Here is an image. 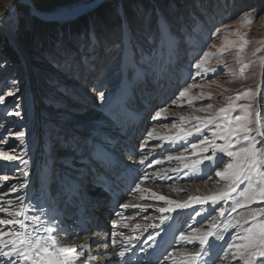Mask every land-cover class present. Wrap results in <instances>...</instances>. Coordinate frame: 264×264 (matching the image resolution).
Segmentation results:
<instances>
[{
  "label": "rangeland",
  "instance_id": "374dc122",
  "mask_svg": "<svg viewBox=\"0 0 264 264\" xmlns=\"http://www.w3.org/2000/svg\"><path fill=\"white\" fill-rule=\"evenodd\" d=\"M19 1L0 0V18L11 10L16 11L14 23L15 33L17 34V40L13 43L0 32V96L4 99V103H0V126L2 127H0V157L4 154L16 157L13 160H5L7 164L0 160V179L4 178L5 173H7V177H19V184L24 183V178L27 176L23 178L22 174L25 172L23 173L21 169L13 164L23 158L22 152H29L35 145H37L38 150L34 152L39 155L43 151L44 159L47 155L46 152H49V157L58 155L59 159H62L65 155L68 156L67 154L70 153L67 160L75 164L86 158V155L81 154L82 149L84 152L85 144L82 143L85 142L86 137H94L96 142L104 143L105 141L106 143V138H110L118 130L117 124L120 123V118L123 119L125 116H119L121 114L119 105L115 104L118 108L115 105L113 108L111 106L112 113L118 114V118L112 123L113 128L106 130L103 129L105 126H98L97 129L101 131L97 137L94 132L96 127L89 126L90 128H87L86 122L82 121L86 116H81L84 112L75 111V106L80 102L84 103V105H81L85 108L94 107L97 104L101 108L96 107L94 111L104 117L108 114V110L105 111L108 107L107 103L113 104L115 97L121 95V81L123 79L121 76H125L129 80L126 87L132 89L133 93L134 89H138L137 98H135L136 96L131 97V105L127 101L124 102L129 105L131 112L145 110L134 106L144 107L145 104L141 101L145 100L146 102L150 97V99H153V101H149L153 102L150 104L151 106L147 111L145 110L144 119H146L145 122L147 121L148 126L144 128L140 135V146L143 144L146 145L145 147L152 145L147 141L148 138H152L148 136V133L151 132L150 130L160 127L159 124L161 128L163 126L164 129L167 128L176 133L181 129H195L198 125L202 131L200 133L195 132L192 135L189 140L190 144L198 143L204 136L209 139L212 138L214 124L205 127L203 123L196 119L182 121L175 116L177 111H172V108H170L172 102L183 101H175L178 92L183 90L187 84L194 82L198 83L205 93L202 100L195 102L188 108L206 107L211 104L212 108L203 111L201 114V117L206 118V120L219 116V109L226 108L234 102L237 107L235 111L229 113L230 117L238 114L243 115L241 109L250 106L254 109L252 119L255 120L257 114L261 113L264 122V97L259 98L258 95V85L261 82L264 70V65H262V58H264V0H99L102 3L95 8L77 17H74L76 14H73L70 19L66 18L60 22L53 17L58 11L63 9L72 11L77 7L79 9L86 7L81 11L83 12L89 8L94 0ZM29 4L33 6L34 10L30 8ZM37 11L50 13V15L44 19L41 16L42 14H38ZM245 13L249 15H243ZM249 16L258 19L251 25H247L245 20ZM118 20L121 21V27H118ZM218 29L220 33L216 35ZM237 32L244 35L249 42L244 52L240 54L242 63L248 65L243 76L240 73L242 64L237 63V49L233 48L231 44L232 41L239 40L236 35ZM182 39H186V41ZM212 45H215V47H212ZM222 47H228L231 50L224 54L222 61L218 62L215 58H212L206 65V67L214 68L217 71L208 73L207 77H196L193 81L190 77L194 76L197 71L194 64L202 52H216ZM257 49H260V51H257ZM125 50H127V56L132 63H130V68H127L128 70L125 69V72H121ZM190 52L192 56H190ZM166 59L169 61H166ZM25 65H29L31 77ZM175 65L176 69L173 70L174 74H172L175 75L176 80L172 78L171 81L173 82L170 81L172 86L171 83L169 84L170 87L175 88L171 91L170 97L167 96L165 106L159 107L160 109L162 107L169 108L164 115L166 114L170 118L168 121L160 123L159 119L154 118L155 113L159 111L155 106L158 105V98L163 96L160 88L164 86H161L162 83L154 81V78L157 73L164 77L168 75L173 77L168 68H173ZM225 65H227L226 69ZM32 79L35 81L34 86L30 84ZM77 81L79 86L75 85ZM156 83L157 85H155ZM247 89H252L255 95L254 100L245 97H241L238 101L235 100L238 93H243ZM191 90L193 91V89ZM9 92L13 94L8 95ZM101 92L104 94L103 100L99 99V93ZM158 92L162 94L159 97ZM207 96H211V99L205 98ZM32 97L36 99L34 103L36 110L42 114L39 119H35L30 115ZM228 97H232V100L230 101ZM180 109L179 111H182L187 107ZM15 113H19V115H15ZM173 114L175 117L172 116ZM78 120V124H75ZM90 120L92 119L90 118ZM114 122L117 123L114 125ZM254 128L255 130L251 135L259 141L257 129L255 126ZM19 133H23V136H19ZM61 134L66 135L67 141L65 140V144L68 145L65 147L57 144V142H63L59 140ZM18 140L24 142L17 145ZM216 143L223 144L224 141L217 139ZM73 144L76 145V148L71 149V147H74ZM177 144L176 142L170 143L171 147L178 148L170 154L181 156L184 153L183 147L181 145L177 146ZM62 147L67 149V154L60 153ZM197 149L199 150V147ZM73 150L77 151L76 155L73 154ZM159 154L160 152L155 157L158 158ZM138 155L139 157L142 156L141 154ZM217 157H223L225 161L229 160L222 153H218ZM151 159L154 160L155 158ZM189 161L185 164H191ZM10 163L11 165H8ZM209 164L211 162L205 160L204 165H201V168L203 170L205 168L207 171L204 179L194 180L192 178L193 180L187 181V183L193 185L206 181L214 187L226 185L224 181L215 175L214 170L206 167ZM183 165V163L175 164L172 161L171 165L167 166L170 169L166 168L161 173L169 174L172 169H176V171H173L174 175L183 176L184 172L185 174L190 172L189 168H184ZM220 167L222 168L223 165ZM51 172L53 179H49L50 186H52V180L62 177V174L59 175L60 172L58 171ZM209 173H211V179L208 178ZM139 178L141 179L140 175ZM86 179H83L80 183L83 185ZM172 181H176V178H173ZM5 182L7 181L4 179L0 183L4 184ZM56 183V186H58V182ZM61 185L64 187L62 183ZM11 186L7 183L6 189L0 191V195L1 192L2 194L12 192ZM240 187L243 188L244 185ZM82 189L87 194L91 193L88 184H84ZM17 191H19L18 188L13 191V194ZM182 194L184 192L180 195ZM20 195L18 197H25V194L20 193ZM14 197L12 198L16 200V196ZM130 198L136 200L137 196L133 192L127 200L130 201ZM232 198L228 203L223 202V205L220 206L225 209V217L228 220L237 217L238 213L242 211L247 212V208L230 212L231 203L239 197L237 193H232ZM162 205L160 204V206ZM199 206L198 209L194 208L191 212L193 216L195 211L202 212V205ZM261 206L264 205L259 203L250 205L252 208ZM16 209H18V206H13L12 213L16 212ZM209 213H207L203 223L197 226L201 231L208 229L206 225L209 223ZM158 215H154V218H157ZM211 215L217 216V221L223 220V217H219L218 212L212 211ZM3 216L9 219L6 213L1 212L0 219L4 218ZM148 216H151V214ZM17 219L19 218L17 217ZM0 229L16 231L19 230V227L9 225L0 226ZM232 231L235 233L237 229L233 228ZM190 232L189 234H191ZM116 236L110 235L112 240H115ZM4 239L7 240L8 237L5 236ZM198 247L199 245L196 243L193 250ZM219 262L223 263V260H217L216 264Z\"/></svg>",
  "mask_w": 264,
  "mask_h": 264
},
{
  "label": "bare ground",
  "instance_id": "6f19581e",
  "mask_svg": "<svg viewBox=\"0 0 264 264\" xmlns=\"http://www.w3.org/2000/svg\"><path fill=\"white\" fill-rule=\"evenodd\" d=\"M27 1L33 2V0H27ZM85 8L86 7H83V9ZM83 9L82 8L79 9L78 7L77 9L72 11L63 9L55 13V16L53 15V17H55V19H57V21L60 22L63 21V19L65 20L66 18L70 19V17L73 14H77L78 12H81ZM15 16H16V11L11 10L9 13H7L6 15L0 18V32L6 35L8 39L13 43L15 42V40H17V34L15 33V23H14ZM190 56H192V54H190ZM130 63L132 62L129 61V58L127 56V50H125L124 58L122 60L121 72H125L124 71L125 69L130 68ZM25 68L27 69V72L30 76L31 73L29 71L30 70L29 65L27 66L25 65ZM138 74L141 75L140 73ZM121 77L123 78V79L121 78L122 79L121 95L115 97V101L112 102L113 104L107 103L108 107L105 109V111L108 110V114L104 115V117L102 114H99L96 111H94V108L96 107L101 108V106H98L96 104V106L94 107L90 106L85 108L84 106H82L84 105V103L81 102L79 104L76 103L77 106H75L76 108L75 111H79L80 113L84 112V114L81 116L83 117L86 116L85 119L82 121L86 122L87 128H90L91 126L93 127L105 126L106 128L104 127L103 129L106 130L107 129L110 130L111 128H113L112 123L113 121H115L116 118H118V114L112 113V108L116 103L119 105L121 109V114H119V116L125 115L128 117L129 113L131 112L128 104L131 105V97H135V96L133 94V90L129 89V87H126L127 86L126 84L129 82V80H127L125 76H121ZM30 84L31 86L32 85L34 86L35 81L32 79V81H30ZM169 84H170L169 82L164 83V86L167 87L163 91H161L163 93V96L159 97V95L162 94L161 93L159 94L160 91L158 92L157 95L159 97L158 99L160 102L158 101V106L156 109L160 110L159 107L165 106V104L167 103L166 99L169 97L168 95H170L171 93L169 89ZM75 85L79 86L78 81L75 82ZM204 93L205 91L200 87L193 88V91L191 90L189 92V96L192 97V104L198 102L199 100H202ZM258 95L259 98L264 97V70H263V76L261 82L258 85ZM151 96L152 98L154 97L153 94ZM87 98L85 99L87 100ZM150 98L148 99V101L150 100L153 101V99ZM32 100H31L32 108L30 110V115L33 116L35 119H39L42 117V114L35 108L34 103L36 99L32 97ZM126 101L128 103V104L126 103L127 105L124 103ZM115 107L118 108L117 105H115ZM182 107L184 109L185 107H187V109L179 111V109ZM188 107H190V105L187 102V98L183 99V101L172 102L170 104V108H172L171 110L177 111L175 116H177L178 118H180L181 116L185 117L183 121H186L188 119L195 120L193 119L194 117H201V114L203 112L197 111V109L203 108L202 106H197L192 109ZM141 108L143 109V107ZM145 110L147 111V109ZM138 113L141 114L140 111H138ZM164 113L165 112L162 113V117H167V119L160 118L159 119L160 123H163L164 121H168L170 118L166 114L164 115ZM172 116H174V114ZM90 118L92 120H90ZM259 119H260V124L254 126L256 127L257 131H263L264 122L261 113H259ZM145 120L146 119H143L142 117H140V119L137 120L138 126L135 127L134 136L140 134L141 126H144V124L147 122V121L145 122ZM201 120H206V118L201 117ZM78 122L79 120L75 122V124L76 123L78 124ZM115 123L117 122H114V125ZM121 126L122 125H119L118 129H120ZM159 126L160 127L153 129L154 135L152 136V138L147 139L149 143H152V145L150 144L149 147L148 145L147 147H145L146 145L144 144L142 146H138L139 141L138 140L136 141V145H137L136 152H138L142 156L139 157L138 155L136 159H131V161L128 162V165L134 167L135 168L134 171H136L138 175H140L141 179L138 182V184L140 185L141 189H144V191L140 192L135 190L134 195L137 196L136 200L130 198L131 199L130 201L126 199L121 203V204H129V208L125 209L120 206L121 211L120 213H118L119 215L117 214L114 216L110 215V219H109L110 226L107 229H105L104 232L81 234L78 231L79 227L74 223V218L71 219V213H75L78 216L83 215V213H85L84 208L86 209L87 212V207L89 206L90 199L95 194L92 195L91 198H88L87 193H85V190L82 189L83 185L80 183L83 180L84 175L87 174L86 172L87 164L84 162V159H81L78 163L75 164L69 162L67 159H69L68 156H70V153L68 154L66 153L67 149L64 148L65 146L61 148L60 153H66L68 156L64 154L65 156L64 157L62 156L63 157L62 159L53 161L54 170L55 169L58 170L60 172L59 175L62 174L63 177L62 179V177L60 176L61 179L58 180V187H62L61 183L63 185H68V188L62 190L61 194H63V197H61L60 194L56 193L55 190L56 186L52 187L48 183L50 177L48 173L49 168H51L52 171L53 167H50V160L48 158L47 159L43 158V154H42L43 151L39 155L35 153L38 150L37 145H35V147H32V149L29 152L27 151L22 152L23 158L20 161H16V162L14 161L15 163L13 164L18 169H21L23 173L24 172L28 173L27 177L25 178H24L25 175L22 174L25 182L19 184L20 181L19 177L18 178L8 177V179L6 180L7 182H5L4 184L0 183V189H1L0 191L6 189L7 183L9 186L12 185L11 186L12 192L8 194L6 193L2 194L1 192L0 206L3 205V207L8 208L9 212L13 211V206H18V209H16V211L23 209L24 216L18 218L27 225V231L33 237L37 235L40 236L48 235L43 231L44 226L54 225L58 229V231L53 232L51 235L55 237L57 241V245L69 249L74 248L75 252L70 253V255H72L73 257H79L78 259H72L70 261V264H125L128 258H125V255L123 258H121L120 256L117 255V253L123 250L125 251V253L126 250L128 252L136 251L137 258L141 257L138 250L132 249L140 239H143L141 251H143L144 253V259L141 261V263L153 264L150 260H147L145 258L147 257V255L151 256L155 254L154 248L157 246L156 242H158L159 240H163L168 232H172V229H175V234H176V239L174 240L175 245L171 248L170 252H168V253H172V255L169 257L167 253L158 264H184L185 250L189 252L194 251L193 247L195 244H185L184 242L180 241L178 239L180 233L184 232L186 235L194 234L192 232V229H196L198 225L203 223L204 219L207 217V213L212 212L213 207L218 208L221 205H223V201L217 203L215 206L212 205L211 201H209L207 204H199L196 202V198L203 199L206 196L217 195L225 190L226 185L220 187H214L210 182H206V181L201 184L199 182L193 185L187 183V181H191L193 179L194 180L204 179L207 175V171L205 168L199 174H192L190 172H186L185 174L184 172L183 176L177 174L174 175L175 173L173 171L172 172L170 171L169 174L161 173L166 170L168 165H171L172 161H174L175 164L183 163L184 165L185 162H187L188 160H190L189 162L194 161L195 159H197L199 155V150L197 149L195 152H193L191 148V144L189 143L190 138L196 132L195 129H189V130L183 129V131L179 130V132L176 133L175 131H170V129L167 128L164 129L163 126L161 128L160 124ZM38 130H39V126H38ZM128 130L129 129H127V131ZM153 130L150 131L153 132ZM188 131H192L193 134L191 136H187L185 139L177 138L178 136L183 137L184 134ZM116 132H118V130H116ZM116 132L114 133V135H111L110 138H106L105 147L103 146L105 144V141L104 143H98L94 141L93 139L94 137L90 138V142L88 143L90 150H89V154H87L86 156V159L88 158L98 159V160L106 159L109 160L110 163L116 162L117 164L120 163L125 164L127 161L124 162L123 160H121L124 158V155L121 154L122 151L119 152L116 150H110V147H113L115 145L121 147L123 146L120 142V139L117 138L114 139L115 136L117 135ZM127 133L128 132H126L125 134ZM99 134H100V129H96V133H95L96 137ZM65 136L66 135L61 134V136L59 137V140H62L63 141L62 143L64 144H65V140L67 141ZM258 139L261 140L262 138L259 136ZM82 141L83 139L81 140V142ZM23 142H24L23 140H18L17 145H21ZM173 142L178 143L177 146L181 145L183 147L184 153H182L181 156L170 154V152L178 149L170 146V143ZM73 145L74 147H71V149L76 148V145L75 144ZM68 149L71 150L70 148ZM77 151L73 150L72 152L74 155H76ZM93 151H97V153L96 152L92 153ZM158 152H160V154L159 157L156 158L155 155ZM169 157H172V159H169ZM151 158L153 159L155 158V159L151 160ZM142 159L144 160L143 164L139 163V161ZM148 159H150V161H148ZM0 160L5 162L6 159H4L2 156L0 157ZM157 160L161 161V163L157 164L156 163ZM25 161L27 163H24ZM5 164H7V162H5ZM8 165H11V163ZM184 165L183 167L185 168ZM58 167L61 169H58ZM107 172L108 171L106 170L105 173ZM6 174L7 173H5L4 177L7 176ZM145 175H147L148 177L146 180L144 179ZM173 178H176V181H172ZM3 180L4 178L0 179V182H3ZM79 183L81 186L79 185ZM155 184L158 185L156 186ZM78 187H80V189H78ZM16 188H18L19 191L13 194V191L16 190ZM96 190L97 192H100L99 193L100 195H103L102 194L103 191H100L97 188ZM96 190H92V193L96 192ZM19 192L21 194H25V197L23 198L18 197V195H20ZM183 192L185 195L184 194L180 195ZM153 193H155L156 195L153 196ZM14 196H16V200L12 198ZM157 196H164L166 199L172 200L177 203H190L191 207L187 209L176 208L174 211L165 212L162 214L157 209L159 208L167 209L170 206L164 201L156 199ZM71 201L74 202L73 209L71 206L73 202ZM105 201L108 200L106 199ZM154 203H159V204H154ZM160 204L163 205L160 206ZM52 205L56 206L57 209L50 207ZM199 205H202L201 207L202 212L199 211L201 215L193 216L191 212L194 210V208L198 209ZM142 208H147V210L143 211L141 210ZM91 211H93L94 213H98L99 215H102V213L105 211V202L101 207L97 206L92 208L91 210H88L87 216L89 219L96 215L91 213ZM242 213H246V212L242 211L238 213L237 217ZM149 214H151V216H148ZM154 215H158L156 216L157 218H154ZM162 215L168 216L170 217V219L164 223H161ZM33 217H39V219L33 220ZM2 219H8V218L4 217ZM113 221L117 222L116 225L117 227L113 225ZM227 221L228 219L224 216L223 220H218L217 222L222 229L223 225L227 223ZM153 225H155V227H153ZM206 226L208 227L209 223ZM59 229H62V231H59ZM232 229L233 228L229 229V231L225 233V239H228L230 236L236 233V232L233 233V231L235 230L232 231ZM207 230L208 229H206L205 231ZM187 231L189 232L191 231L190 232L191 234H189V232ZM114 232L120 233V235H117L116 239L112 240L110 235L113 234ZM157 233H159V235H156ZM150 234L156 237L155 240L148 239ZM212 239L213 238L211 237L209 238V243L212 242ZM217 242L223 243L221 241H217ZM4 251H9V249L5 248ZM150 252H152V254ZM210 253H209V257L206 258L213 257L214 254L212 252ZM13 259H15V257H13ZM20 263L30 264V262H22V261L17 262V264ZM0 264H8L7 258L0 257ZM218 264H241V262L230 261V260L224 262L223 260V263L219 262Z\"/></svg>",
  "mask_w": 264,
  "mask_h": 264
},
{
  "label": "snow or ice",
  "instance_id": "6c2138e0",
  "mask_svg": "<svg viewBox=\"0 0 264 264\" xmlns=\"http://www.w3.org/2000/svg\"><path fill=\"white\" fill-rule=\"evenodd\" d=\"M243 15H249L245 13ZM256 17H251L245 20V24L251 25ZM220 30L218 29L215 33L219 35ZM236 35L239 37L238 41H232V47L237 49V63H241L240 73L243 76L244 71L248 68L247 64L242 63L240 54L244 52L248 45V40L245 39L244 35ZM215 47V45H212ZM231 49L228 47H222L216 52L204 51L199 56L197 62L194 64L197 70L194 76L190 78L195 81L196 77L204 76L210 72H216L214 68H208L206 65L209 63L210 59L215 58L218 62L222 61L224 54L229 52ZM260 51V49H257ZM255 55V53H253ZM262 65H264V58H262ZM225 69L227 65L224 66ZM200 87L198 83L187 84L183 90L178 92L175 97V101L183 100L187 98L189 105L192 104V97L189 96L191 89ZM13 93L9 92L8 95ZM203 95V94H201ZM241 97L255 99L252 89H247L243 93H238L235 100L241 99ZM211 99V96L205 97ZM99 99H104V94L99 93ZM231 101L232 97H228ZM0 103H4V99L0 96ZM236 104L234 102L230 103L228 107L219 109L220 115L217 117H211L207 120H201L200 117H194L203 123L205 127L214 124L212 129V138L209 139L204 136L199 140L198 143H192L191 148L193 152L199 147V155L197 159L191 162V164H185V167L189 168L192 174H199L203 171L201 165H204L205 160L210 161L211 164L206 165L210 170L215 171V175L225 182L226 188L224 191L217 195L206 196L203 199L196 198V202L199 204H207L209 201L215 206L217 203L223 201L228 203L232 198V193H237L238 199H234L230 205V212H236L238 209L247 208L246 213L240 214L238 217L230 219L223 225L221 229L217 222V216L211 215L209 213V226L207 231H201V229H192L194 234L186 235L181 232L178 239L185 244H196L199 247L194 251L185 250V260L184 264H216V261L222 259L224 261H240L241 264H264V206L252 208L250 205L262 204L264 205V131H257L262 139L257 140L251 133L255 130L254 125L260 124L259 114L255 120L252 119L253 108L250 106H245L241 110L243 115H236L230 117L229 113L236 110ZM212 108L211 104L206 107L198 108L197 111H208ZM168 111L166 108H161L155 113V119H167V117H162V113ZM19 115V113H15ZM180 120H184L185 117L181 116ZM183 131V129H181ZM197 133H200L202 129L197 125L195 127ZM192 131H188L183 137L178 136V139H185L187 136H191ZM19 136H23V133H19ZM153 132H149L148 136L152 137ZM223 140V144H217L216 140ZM239 145V147H237ZM258 145H260L258 147ZM202 146V147H201ZM187 150V149H186ZM210 152V154H208ZM218 153H222L229 158L225 161L223 157H217ZM207 154V155H205ZM3 158L6 160H13L16 157L4 154ZM172 157H169L171 159ZM24 163H27L26 161ZM139 163L143 164L144 160H140ZM157 164L161 161L157 160ZM223 165L221 168L220 166ZM176 171V169H172ZM25 176L28 175L27 172L24 173ZM148 177L145 175L144 179ZM159 178V177H158ZM211 179V173L208 176ZM5 180L8 179L7 176L4 177ZM244 185L243 188L240 186ZM239 189V191H238ZM136 191H144L140 188V185L135 186ZM156 194L153 193V196ZM156 199L164 201L170 207L169 208H159L157 209L162 214L165 212L174 211L176 208L187 209L191 207L190 203H177L172 200L166 199L164 196H157ZM122 208L128 209L129 204H121ZM137 207V206H134ZM141 210L146 211L147 208H142ZM212 211L218 212L219 217L225 216V209L223 207L215 208ZM0 212L6 213L9 219H0V226L18 225L19 229L16 231H8L5 229H0V257L7 258L8 264H17L18 261L30 262V264H70L72 259H78L79 257H73L70 253L75 252V249H69L60 247L57 245L55 237L51 234L58 231L54 225H46L43 228L44 233L48 234L46 236L37 235L33 237L27 231V225L17 217L24 216V210L21 209L15 213L9 212L8 208L0 206ZM119 215V214H117ZM199 211H195L194 216H200ZM194 218V217H193ZM39 217H33V220H38ZM170 217H161V223L169 220ZM113 225L116 226L117 222L113 221ZM155 227V225H153ZM237 229L235 235L230 236L225 239V233L229 229ZM62 231V229H59ZM113 236L120 235V233H113ZM156 235H159L157 233ZM7 236L8 239L5 240L4 237ZM213 238L212 242L209 243V238ZM154 235H149V240H155ZM221 241L223 243H217ZM8 248L9 251H4ZM212 252L214 255L212 258L209 257V253ZM222 254V255H221ZM121 258L124 257L125 253L123 251L117 253ZM172 253H168L170 257ZM15 257V259H13Z\"/></svg>",
  "mask_w": 264,
  "mask_h": 264
},
{
  "label": "water",
  "instance_id": "95a60500",
  "mask_svg": "<svg viewBox=\"0 0 264 264\" xmlns=\"http://www.w3.org/2000/svg\"><path fill=\"white\" fill-rule=\"evenodd\" d=\"M21 1H22V0H20L19 2H21ZM100 3H102V2L99 1V0H94V1L91 3V5L89 6L88 9H86V10L83 11V12H80L79 14H76L74 17H77L78 15H81V14H83V13H85V12H87V11L93 9V8H95V7L98 6ZM29 6H30V8H32V9L34 10V8H33L32 5L29 4ZM37 13L40 14L41 12L37 11ZM41 14H42V15H41ZM41 14H40V15L43 16L44 19H46V16H49V15H50V13H41ZM72 18H73V17H72ZM262 75H263V74H262Z\"/></svg>",
  "mask_w": 264,
  "mask_h": 264
},
{
  "label": "trees",
  "instance_id": "16d2710c",
  "mask_svg": "<svg viewBox=\"0 0 264 264\" xmlns=\"http://www.w3.org/2000/svg\"><path fill=\"white\" fill-rule=\"evenodd\" d=\"M120 22H121V21L118 20V27H121V26H122ZM47 41H48V40H47ZM40 42H41V41H40Z\"/></svg>",
  "mask_w": 264,
  "mask_h": 264
}]
</instances>
